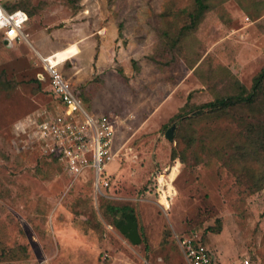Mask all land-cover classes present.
Masks as SVG:
<instances>
[{
    "label": "rangeland",
    "instance_id": "rangeland-1",
    "mask_svg": "<svg viewBox=\"0 0 264 264\" xmlns=\"http://www.w3.org/2000/svg\"><path fill=\"white\" fill-rule=\"evenodd\" d=\"M19 2L28 41L9 46L0 32V264H186L176 237L191 231L216 264H264V104L196 114L239 84L251 90L264 67V0H208L193 31L194 0H0ZM70 47L69 60L53 55ZM39 54L63 63L88 113L116 111L106 197L92 169L74 176L16 135L26 117L62 111ZM110 207L133 209L140 244Z\"/></svg>",
    "mask_w": 264,
    "mask_h": 264
},
{
    "label": "built area",
    "instance_id": "built-area-1",
    "mask_svg": "<svg viewBox=\"0 0 264 264\" xmlns=\"http://www.w3.org/2000/svg\"><path fill=\"white\" fill-rule=\"evenodd\" d=\"M28 21L29 16L24 10L11 12L0 4V32L4 42L13 45L19 40H27L24 25ZM39 60L49 76L50 93L60 103L62 111L55 116L35 114L36 119L26 117L16 125V135L20 136V131L28 132L34 143L64 163L66 170L74 176L81 175L87 168L92 169L96 195L106 197L105 191L110 187L109 178L104 176L106 166L115 159L114 119L110 115H91L86 111L76 91L58 69L63 63L56 64L51 56L40 54ZM158 181L160 189L161 182ZM167 186L168 194L160 195L166 207L172 199ZM176 242L186 264H216L210 248L198 232L177 236Z\"/></svg>",
    "mask_w": 264,
    "mask_h": 264
},
{
    "label": "trees",
    "instance_id": "trees-1",
    "mask_svg": "<svg viewBox=\"0 0 264 264\" xmlns=\"http://www.w3.org/2000/svg\"><path fill=\"white\" fill-rule=\"evenodd\" d=\"M194 2H195V8L188 16L189 24H187L184 28L185 30H189V31H193L198 28V26L204 19L205 14L210 9V4L208 3V0H194ZM16 5L17 6L15 7L17 8L9 9V10L7 9V10L12 12V11L24 9V8H20V7H23L21 2L17 3ZM37 81L39 82V80ZM238 88L239 90L235 94L223 96V97H217L215 100L211 102L200 105L196 110V114H204L207 111L226 112V111L233 110L239 106H246V107L254 108L255 106L264 104V67L260 71V73L254 78L251 90H247L244 86L240 84L238 85ZM186 106L187 104L179 110L178 114H176L175 117L172 118V122H175V120L181 118V114L186 108ZM171 158L172 160L176 159L175 152L172 153ZM109 209L115 215H118V214L124 215L130 212L131 213L133 212V209L129 207H121V208L110 207ZM221 227H222L221 220H217V228L221 229ZM209 229L214 231V228H209ZM201 236H202L203 242L207 244V242L204 239V236L203 235Z\"/></svg>",
    "mask_w": 264,
    "mask_h": 264
},
{
    "label": "water",
    "instance_id": "water-1",
    "mask_svg": "<svg viewBox=\"0 0 264 264\" xmlns=\"http://www.w3.org/2000/svg\"><path fill=\"white\" fill-rule=\"evenodd\" d=\"M6 45L10 44L8 42H5ZM12 45V44H11ZM175 125H173L171 128L168 129L166 133V137L170 140L173 141L174 139V130H175ZM127 221V223H126ZM116 227L121 230L125 236H127L133 244H140L141 243V237L139 234V228H138V223L136 220V216L134 213H127L123 215V218L118 221Z\"/></svg>",
    "mask_w": 264,
    "mask_h": 264
},
{
    "label": "crops",
    "instance_id": "crops-1",
    "mask_svg": "<svg viewBox=\"0 0 264 264\" xmlns=\"http://www.w3.org/2000/svg\"><path fill=\"white\" fill-rule=\"evenodd\" d=\"M75 47H70V48H66V49H64V50H62V51H58V52H55V53H53L54 55L55 54H57V53H59V52H65L67 55H68V60L70 59V58H72L73 56H75V55H77L78 53H79V50H78V53L77 54H73V55H71V51H72V49H74ZM66 59V60H67ZM66 60H64V61H66ZM89 93H91V92H89ZM89 93H87L86 95L88 96V94ZM174 96V89H173V91H171V93L167 96V98H165L163 101H161V103H160V105H158L157 107H156V109H155V111H153L150 115H149V119H153V117H155L157 114H159L168 104H169V102L171 101V99H172V97ZM115 113H116V111H112L111 112V114H110V116H112L113 118L115 117ZM172 114V112L169 114V116ZM100 115H102V114H100ZM104 115V114H103ZM169 116H166V118H168ZM165 118V119H166Z\"/></svg>",
    "mask_w": 264,
    "mask_h": 264
},
{
    "label": "bare ground",
    "instance_id": "bare-ground-1",
    "mask_svg": "<svg viewBox=\"0 0 264 264\" xmlns=\"http://www.w3.org/2000/svg\"><path fill=\"white\" fill-rule=\"evenodd\" d=\"M54 55V54H53ZM53 55H51V60L54 62V63H58V59H57V57L56 56H53ZM176 169H174V171H175ZM172 172V176H175L176 175V173L175 172ZM172 178V177H171ZM170 187V186H169Z\"/></svg>",
    "mask_w": 264,
    "mask_h": 264
},
{
    "label": "flooded vegetation",
    "instance_id": "flooded-vegetation-1",
    "mask_svg": "<svg viewBox=\"0 0 264 264\" xmlns=\"http://www.w3.org/2000/svg\"><path fill=\"white\" fill-rule=\"evenodd\" d=\"M122 218H123V215H122ZM126 223H127V221H126Z\"/></svg>",
    "mask_w": 264,
    "mask_h": 264
}]
</instances>
